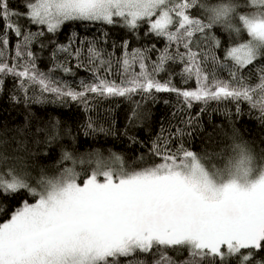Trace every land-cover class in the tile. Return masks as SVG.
<instances>
[{"label":"snow or ice","instance_id":"6c2138e0","mask_svg":"<svg viewBox=\"0 0 264 264\" xmlns=\"http://www.w3.org/2000/svg\"><path fill=\"white\" fill-rule=\"evenodd\" d=\"M25 7L26 12L19 13L9 8L8 0H0V21L4 22L0 29V75L11 73L20 78L25 103L42 102L27 96L32 85L40 86L41 96L51 93L79 101L85 108L89 94L130 98L155 91L175 93L186 108L193 102L206 105L231 100L237 102L239 113L238 102L247 101L259 107L264 116V64L256 63L264 57V0H227L215 5L201 0H26ZM196 8L204 13L203 19L191 15L190 10ZM248 8L253 10L246 11ZM21 16L30 24L46 26L53 34L66 22L120 24L132 31L144 24L167 44L151 70L145 63L148 49L126 52L116 61L123 67L119 83L106 78L112 68L111 54L105 59L95 41L89 42L86 50L59 45L56 53L75 56L77 68L91 66L88 70L93 72V82L81 80L77 91L39 72L34 59H25L17 66L4 62L8 32L22 40L16 45L17 59L22 55L32 58L27 49L44 35L43 31H22L14 20ZM214 27L236 42L227 48L224 61L215 52L221 40L212 34ZM244 36L246 40L241 39ZM123 47L127 48V43ZM85 51L87 63L81 59ZM137 62L140 71L131 72ZM169 63H180L182 82L194 80L196 88H177L171 75L165 82L157 80V74L166 71ZM57 66L72 72L67 63ZM224 68L228 69V80L217 75L216 69ZM246 68L248 76L242 74ZM101 69L104 76L99 75ZM253 73L256 85L248 83ZM254 94L260 96L259 102H253ZM138 118L133 111L128 123ZM182 123L187 127L195 121L189 118ZM87 128L96 131L91 120ZM99 131L106 130L101 127ZM187 134L183 128L176 129L178 137ZM169 138L160 136L152 142L151 152L161 163L125 168L120 156L110 153L103 161L97 152L96 168L83 182H78L80 174L74 168H65L57 177L42 178L40 191L25 175L11 169L0 173V208L22 190L36 197L34 203L22 200L19 208L13 206L10 218L0 223V264H120L122 257L132 258L125 264H148L146 259H137L136 253L152 255V264H176L166 250L180 248L189 251V259L182 264H203L206 260L224 264L233 257L238 258V264H264L260 255L264 253V168L256 172L249 167L250 157L240 145H234L240 158L235 157V162L230 158L223 168L209 171L197 153L182 144L169 148ZM129 139L135 142V138ZM62 160L76 163L68 152Z\"/></svg>","mask_w":264,"mask_h":264},{"label":"trees","instance_id":"16d2710c","mask_svg":"<svg viewBox=\"0 0 264 264\" xmlns=\"http://www.w3.org/2000/svg\"><path fill=\"white\" fill-rule=\"evenodd\" d=\"M201 2L215 5L227 0ZM25 3L26 0H8L9 8L19 13L26 12ZM190 13L196 18H204V13L199 8L190 10ZM14 20L22 27V31H43L44 35L35 39L27 49L33 53L32 58L22 55L17 59L16 45L22 43V40L13 32H8L9 43L6 46L7 55L4 62L17 66L23 64L25 59H34L39 72L48 74L57 81L66 82L77 91L80 90L81 80L86 83L93 82V72L88 70L91 66L77 68L75 56L67 57L65 53H56L59 45L71 44L73 51L76 48L86 50L89 42L95 41L97 48L103 49L105 59L111 54L112 68L106 78L119 83L123 67L116 61L126 52L148 49L145 63L151 70L152 64L158 60L167 44L164 38L156 37L144 24L138 30L132 31L120 24L66 22L53 34L47 32L46 26L30 24L23 16ZM3 27L4 22L0 21V29ZM211 32L221 40V45L215 52L221 61H224L227 48L235 46L236 42L230 41L228 33L220 27H214ZM245 38L246 36L241 39ZM125 43L127 48L123 47ZM170 51H174V48ZM86 56L85 51L81 57L85 63ZM65 63L71 68V73H66L57 66ZM256 63L264 64V57ZM182 67L180 63H169L166 65L167 70L158 73L156 79L165 82L171 75L172 83L177 88L194 90V80H189L187 84L182 82L179 75ZM19 70L17 67V71ZM130 71L138 73L139 63L132 65ZM216 72L220 79H229L227 68L216 69ZM242 74L248 76V69H244ZM99 75H105L103 69ZM0 79H3V90L0 91V168L3 171L11 169L17 174L25 175L27 182L37 188V191L41 190L38 182L42 178L57 177L65 168H74L80 173L78 181L83 182L90 171L96 168L97 152L103 161L108 160L110 153L120 156L125 168L138 169L161 163L162 160L151 152L152 142L160 136L170 137L171 149H176L182 144L184 148L194 151L201 162L211 170L223 168L230 158L235 162L236 153L233 146L236 142H243L256 157L264 158V116H261L259 107H252L247 101L238 102L239 113L236 110L237 102L231 100L210 101L206 105L193 102L191 108H186L182 98H178L175 93L153 91L151 94L137 93L130 98L89 94V104L85 108L79 101L59 98L51 93L41 96L40 86L32 85L27 96L39 98L42 102L25 103L20 78L9 73L0 75ZM248 83L257 84L254 73L248 77ZM259 101L260 96L254 94L253 102ZM133 111L138 113L139 118L129 124ZM189 118L195 123L185 127L182 122ZM89 120L93 122L96 131L87 128ZM101 127L106 131H99ZM178 127L185 129L188 134L182 137L175 135ZM107 130H111V133ZM130 137L135 138V142L129 139ZM65 152L73 156L75 164L62 160ZM22 200L34 203L36 197L22 190L21 195L0 208V223L10 218L13 206L19 208ZM166 255L176 261V264H182L189 259V251L186 248L168 249ZM260 255L264 257V253ZM136 258L146 259L148 264H152L154 259L152 255L144 256L140 253H136ZM126 259L132 258L122 257L120 264H125ZM203 264L215 262L206 260ZM224 264H238V258L228 259Z\"/></svg>","mask_w":264,"mask_h":264},{"label":"clouds","instance_id":"9594fccd","mask_svg":"<svg viewBox=\"0 0 264 264\" xmlns=\"http://www.w3.org/2000/svg\"><path fill=\"white\" fill-rule=\"evenodd\" d=\"M235 145H240V148L243 149L244 151V154L247 156V157H250V162L248 163V166L253 168L254 169V165H255V157L253 155V153L249 150V148L247 147V145H245L243 142H236ZM239 149H237V152H236V158L239 159L240 156H239Z\"/></svg>","mask_w":264,"mask_h":264},{"label":"rangeland","instance_id":"374dc122","mask_svg":"<svg viewBox=\"0 0 264 264\" xmlns=\"http://www.w3.org/2000/svg\"><path fill=\"white\" fill-rule=\"evenodd\" d=\"M247 39V37L244 39V40H246ZM254 155V157H255V165H254V170L256 171V172H258L261 168H264V158L263 157H256L255 156V154H253ZM202 163V162H201ZM205 166V165H204ZM209 171H214V170H216V169H221V168H216V169H214V170H211V169H209L207 166H205ZM7 170H9V169H7ZM7 170H5V171H3V170H1V168H0V173H3V172H6ZM80 174V173H79ZM78 182H80V181H78Z\"/></svg>","mask_w":264,"mask_h":264}]
</instances>
